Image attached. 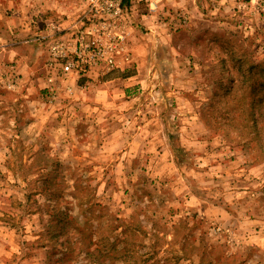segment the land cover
<instances>
[{
    "label": "rangeland",
    "instance_id": "1",
    "mask_svg": "<svg viewBox=\"0 0 264 264\" xmlns=\"http://www.w3.org/2000/svg\"><path fill=\"white\" fill-rule=\"evenodd\" d=\"M204 2L140 0L125 39L90 4L0 0L4 264H264V4Z\"/></svg>",
    "mask_w": 264,
    "mask_h": 264
},
{
    "label": "clouds",
    "instance_id": "2",
    "mask_svg": "<svg viewBox=\"0 0 264 264\" xmlns=\"http://www.w3.org/2000/svg\"><path fill=\"white\" fill-rule=\"evenodd\" d=\"M36 2L38 4H40L41 8H51L54 9L55 12L53 13V16L55 17V13L56 12H65V11H69V9H74L75 12H79L81 11V9L87 8L88 4H94L95 7L97 9H99L101 7L100 3L98 2V0H86V2H82L80 3V6L77 8L75 5H58L55 0H43V3H41V0H36ZM107 3H111V0H106ZM140 3V0H133V11L128 14L127 12H125L124 14H121L119 17H117V13H120V9L117 8L115 13H111L108 12L107 10H105L104 13H97V15H105V17L107 18L108 16H112L113 19H120L121 21H123L122 26L119 29V32H113V33H107L108 35H119L120 32L125 33V39L130 38V34L135 33L136 35H139V25L141 24H147L150 22V18L149 17H144L143 19H141L136 12V6L137 4ZM146 5L154 10L151 13V19H155L156 16L158 15H167V13H161V9L164 7V4L161 3V0H145ZM164 3H168L174 7H180L183 8L185 10L186 13H188L191 16H196L197 18H202L200 16L199 11L196 8V0H180V3H174L173 0H164ZM225 0H219V4H224ZM262 4H264V0H250V4L248 5H242V7H247L249 12H252L253 15L255 14V10L257 7L261 6ZM208 6V0H205V2L202 4V7H207ZM189 9H191V12L189 13ZM217 10H219L217 8ZM225 11H227V8L225 9ZM70 15H72L73 13L70 12ZM212 13L209 12V15H211ZM57 19H59L58 17H56ZM71 21H69L70 23ZM130 25H136V28H132L130 27ZM61 26H65V25H61ZM78 27V26H77ZM100 27L103 28H107L108 26L106 24H102L100 25ZM151 38V37H149ZM193 55L198 56L201 60L203 59L202 56H200V50L196 49V51L193 52ZM103 59H108L107 56L103 57ZM200 87L203 91H207V85L203 84V83H199L197 84H193L191 88L188 89L189 92L192 91V88L195 87ZM106 86L101 84L100 81L93 79V82L91 85L87 86L86 90L89 93V99H95L97 93L99 92V89H103ZM110 88V85L108 86ZM102 95V94H101ZM195 95L200 96V92L195 93ZM201 99H203V96H200ZM101 129H97L96 131L99 133ZM89 131L91 132L92 129H89ZM262 167H264V165H262ZM262 234H264V224H262ZM15 241H13L12 239L8 238V237H4V238H0V252L5 253L6 255L9 256V258L12 257V254L17 252L16 247H14ZM239 247V245H237L236 247H233L231 249L232 252H237V248ZM239 259L236 261V264H239V260L243 259V256H239V253H237ZM0 264H4V261L0 260Z\"/></svg>",
    "mask_w": 264,
    "mask_h": 264
},
{
    "label": "built area",
    "instance_id": "3",
    "mask_svg": "<svg viewBox=\"0 0 264 264\" xmlns=\"http://www.w3.org/2000/svg\"><path fill=\"white\" fill-rule=\"evenodd\" d=\"M89 12H95V13H98V9L95 7L94 4H90ZM68 68H69V66L67 65V66H66V69H68Z\"/></svg>",
    "mask_w": 264,
    "mask_h": 264
}]
</instances>
